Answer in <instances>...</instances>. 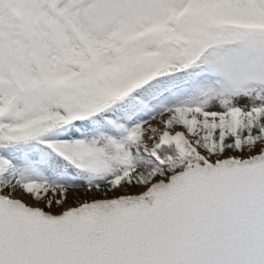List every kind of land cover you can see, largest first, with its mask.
<instances>
[{
    "label": "snow or ice",
    "instance_id": "snow-or-ice-1",
    "mask_svg": "<svg viewBox=\"0 0 264 264\" xmlns=\"http://www.w3.org/2000/svg\"><path fill=\"white\" fill-rule=\"evenodd\" d=\"M0 264H264V0H0Z\"/></svg>",
    "mask_w": 264,
    "mask_h": 264
}]
</instances>
